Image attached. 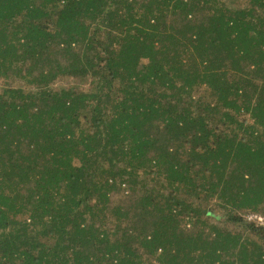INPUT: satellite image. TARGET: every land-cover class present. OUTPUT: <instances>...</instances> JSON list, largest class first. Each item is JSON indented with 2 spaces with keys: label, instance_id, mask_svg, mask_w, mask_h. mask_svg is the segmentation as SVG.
<instances>
[{
  "label": "trees",
  "instance_id": "obj_1",
  "mask_svg": "<svg viewBox=\"0 0 264 264\" xmlns=\"http://www.w3.org/2000/svg\"><path fill=\"white\" fill-rule=\"evenodd\" d=\"M0 84V264H264V0H0Z\"/></svg>",
  "mask_w": 264,
  "mask_h": 264
},
{
  "label": "rangeland",
  "instance_id": "obj_2",
  "mask_svg": "<svg viewBox=\"0 0 264 264\" xmlns=\"http://www.w3.org/2000/svg\"><path fill=\"white\" fill-rule=\"evenodd\" d=\"M58 83H59V84H62V83H63L64 85L68 86V85H72V84L76 83V80L73 79V80H68V81H66V82L63 81L62 83L57 82L56 84H58ZM112 196H113V194H112ZM114 196H116V195H114ZM114 196H113V197H114Z\"/></svg>",
  "mask_w": 264,
  "mask_h": 264
},
{
  "label": "built area",
  "instance_id": "obj_3",
  "mask_svg": "<svg viewBox=\"0 0 264 264\" xmlns=\"http://www.w3.org/2000/svg\"><path fill=\"white\" fill-rule=\"evenodd\" d=\"M0 88H1V84H0ZM255 217H257V216L255 215ZM258 219L261 220V221L264 220V218H263L262 216H258ZM263 222H264V221H263Z\"/></svg>",
  "mask_w": 264,
  "mask_h": 264
}]
</instances>
